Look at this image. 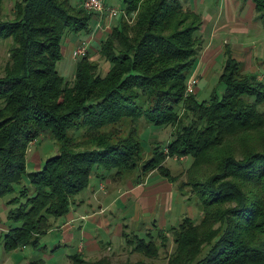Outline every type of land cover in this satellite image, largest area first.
I'll use <instances>...</instances> for the list:
<instances>
[{
	"label": "trees",
	"instance_id": "trees-1",
	"mask_svg": "<svg viewBox=\"0 0 264 264\" xmlns=\"http://www.w3.org/2000/svg\"><path fill=\"white\" fill-rule=\"evenodd\" d=\"M120 1L123 15L136 17L132 24L121 18L100 41L105 73L86 52L65 80L56 68L65 35L89 34L99 13L72 8L69 0H13L9 15L0 0V41L11 40L0 73V198L11 194L3 249L39 250L52 221L67 213L93 172L113 179L136 172L142 146L133 127L143 119L172 130L163 146L153 145L138 176L153 169L169 176L166 158L191 157L180 188L191 178L200 213L169 228L177 230L167 264H264V77L244 74L227 56L221 94L198 101L185 92L203 43L189 0ZM251 1L264 19V0ZM125 121L132 126L126 136L119 132ZM42 134L57 151L27 170L28 145ZM233 137L242 139L240 146L229 147ZM131 236V251L156 252L152 239ZM28 264L45 263L34 257ZM68 264L87 263L71 255Z\"/></svg>",
	"mask_w": 264,
	"mask_h": 264
},
{
	"label": "crops",
	"instance_id": "crops-1",
	"mask_svg": "<svg viewBox=\"0 0 264 264\" xmlns=\"http://www.w3.org/2000/svg\"><path fill=\"white\" fill-rule=\"evenodd\" d=\"M189 7L201 20L198 33L202 49L191 73L198 80L197 85L202 80L200 77L217 73V66H223L227 56L239 63L244 74L256 73L258 78L259 75L264 77V51L255 46L259 44L256 37L264 40V19L259 17L251 0H189ZM110 30L109 25L102 26L93 35L90 30L86 34L90 50L97 52L100 41ZM82 41L86 39L74 33L66 34L62 56L69 54L75 59V48ZM197 85L195 95L199 91ZM170 158L175 160V157ZM164 162L169 176L157 169L139 176L126 174L114 179L102 170L93 172L88 186L72 200L66 214L52 221L45 234L50 235L52 241V234L58 237L53 248L62 252L65 264L71 255L80 256L87 264L105 257L112 260L123 253L129 245L127 239L133 234L145 237V232L169 229L183 217L195 219L193 205H196L180 188L184 181L179 177L180 172L172 173ZM47 244L46 241L35 252L46 248ZM35 252L26 264L34 257L43 259ZM50 254L47 257H51Z\"/></svg>",
	"mask_w": 264,
	"mask_h": 264
},
{
	"label": "rangeland",
	"instance_id": "rangeland-1",
	"mask_svg": "<svg viewBox=\"0 0 264 264\" xmlns=\"http://www.w3.org/2000/svg\"><path fill=\"white\" fill-rule=\"evenodd\" d=\"M82 0H69V5L72 8H76L79 6L80 2ZM103 5H105L107 8L115 9L117 11V15L111 19H108L106 16H102L101 18H94L90 20V27H91V34L93 35L95 32L99 31L102 26L109 25L110 27L116 26L119 24V21L121 18L128 24H132L136 17V12L130 14V15H123L122 11V4L120 0H102ZM13 0H3L1 4V10L2 13H7L9 15L12 14L13 8ZM261 20V19H260ZM108 22V24H107ZM77 35L82 37L83 39H88L89 37H86L87 35L84 32H80ZM263 37H256L255 39L259 44H255V46H259L258 48H263L264 51V40ZM11 45V40H1L0 41V73L2 71V68L5 64V62L8 60V50ZM96 44L93 46L95 47ZM257 50V48H256ZM87 52H89V59L93 62H96L99 67L101 74L105 73L107 70V66L104 63L103 59L99 57L98 53L91 49L90 47L87 49ZM74 65H75V59L70 57L69 54H64L60 61L57 62L56 68L63 76L65 80H69L72 77V74L74 73ZM217 73L210 72V74L206 77H200L202 80H200V84L197 85V89L199 90L197 94L195 95V98L198 101L202 100H208L212 94H217L219 96L222 92V84L220 82L219 76L222 72V66L218 65L216 68ZM264 71V70H263ZM193 75V74H191ZM194 76V75H193ZM262 75H259V79H261ZM195 77V76H194ZM263 78V77H262ZM198 82V80H197ZM196 87V86H195ZM260 107V106H259ZM184 117V113L182 114V119ZM189 118H191L189 116ZM185 121H182V123H185ZM123 129L119 132H122L121 134L126 136L128 133H130L132 126L128 122H123ZM135 127L133 129L135 130L133 137L135 138V134L137 136V139L140 141L142 150L140 151V154L138 158H136V172L130 173L133 176L138 175V173L141 172V166L143 162H145L147 159H149L152 156V149L153 145L158 143L159 146H163L169 139H170V132L172 130L169 126L164 127H158L151 124H148L143 121V119H139L134 124ZM261 141H264V134L259 137ZM242 139H236V137L229 139V147L232 148L236 144L240 146V143ZM244 144H248V140L243 141ZM57 151L56 144L54 141L49 138L48 136L42 134L34 141L30 142L28 145V148L26 150V169L32 170L33 167H39L40 163L43 161L42 159L53 155ZM175 160H172L171 158H166L164 165L169 168L172 173H179V177L181 180H184L186 182L188 175L185 170H187L190 167L191 164V157L185 156L183 157H175ZM140 175V174H139ZM190 184H191V178H190ZM185 184L184 186H181V190L184 193V195L192 198L194 201L195 198L191 197L192 189L191 185ZM78 196V195H77ZM194 196V195H193ZM11 198V194H6L3 197L0 198V236L2 232L5 230L3 228H6L10 223V221L7 219V212L10 208V204H8V201ZM194 203V202H193ZM193 205V204H192ZM195 209V219H197L199 216V210L197 206H194ZM228 204H222L221 208H227ZM177 223V222H176ZM177 224L173 225L176 226ZM177 228H175V231L165 229L160 230L159 232L156 230H152L144 233V241H148L149 239H152L156 245L157 248H155L156 252L153 253L152 256H147L141 253L140 251H130L131 248L135 243L136 239L132 238V236H129L131 239L133 245L130 247L129 245H126L123 253L117 254V256L112 257V260L110 259V264H129V263H135L137 260H143L146 264H167V258H169L170 253L173 250V234L176 232ZM143 234V235H144ZM54 236L53 241L51 240L50 235H44L41 239V242L39 244L40 247L43 246V244L47 241V247L44 249H41L40 251L35 252V248L31 246H25V247H17L8 251H5L2 247L1 241H0V264H26L27 259L35 252V255H39L43 257V260L45 264H65V259L62 256V252L54 249L53 247L56 245L57 242V236L55 234H52ZM146 235H150V238H148ZM140 237V236H139ZM51 242H48L50 241ZM118 240H114V242L117 243ZM153 243V242H152ZM47 249V250H46ZM51 251V252H50ZM58 251V252H57ZM51 253V254H50ZM50 254L51 257H47V255ZM46 255V256H45ZM106 258V257H105Z\"/></svg>",
	"mask_w": 264,
	"mask_h": 264
},
{
	"label": "built area",
	"instance_id": "built-area-1",
	"mask_svg": "<svg viewBox=\"0 0 264 264\" xmlns=\"http://www.w3.org/2000/svg\"><path fill=\"white\" fill-rule=\"evenodd\" d=\"M79 5L85 10L96 12L99 14H105L108 19H111L117 15V11L115 9L107 8L105 5H103L102 0H82ZM88 47L89 46L87 40L80 42L75 48L74 58L84 55L87 52ZM196 84L197 79L193 75H190L186 82V94L193 93Z\"/></svg>",
	"mask_w": 264,
	"mask_h": 264
}]
</instances>
